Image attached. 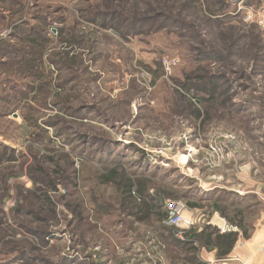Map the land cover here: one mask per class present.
Returning <instances> with one entry per match:
<instances>
[{"label": "rangeland", "instance_id": "obj_1", "mask_svg": "<svg viewBox=\"0 0 264 264\" xmlns=\"http://www.w3.org/2000/svg\"><path fill=\"white\" fill-rule=\"evenodd\" d=\"M117 19L123 34L111 26ZM16 23L23 27L14 35ZM39 29L49 38L40 66L49 96L57 92L50 99L32 91L39 80L21 61L31 56L34 35L27 31ZM0 38L9 45L0 42V51L17 50L0 52V147L23 152L29 162L28 145L38 156L67 153L71 171H80L50 189L54 213L34 193L25 163L0 168V264H25L16 241L33 248L30 264H118L140 252V231L128 229L132 219L118 191L99 181L119 164L153 172L156 185L170 192L193 190L205 204L216 196L207 192L223 190L217 194L226 202L248 207L256 228L234 253L263 263L264 237H253L264 224V0H0ZM30 112L58 127L40 133L23 118ZM21 187L33 194L22 196ZM150 194L160 205L167 199L157 188ZM96 196L110 213H90ZM20 200L21 222L12 219ZM79 201L86 218L74 211ZM185 213L199 227L208 209L186 204ZM216 217L232 226L219 212L208 223L223 226ZM13 244L22 248L11 250Z\"/></svg>", "mask_w": 264, "mask_h": 264}, {"label": "trees", "instance_id": "obj_2", "mask_svg": "<svg viewBox=\"0 0 264 264\" xmlns=\"http://www.w3.org/2000/svg\"><path fill=\"white\" fill-rule=\"evenodd\" d=\"M99 20L100 18L98 17V20L96 21L99 22ZM115 21L116 22H114V24L112 23L111 26L117 29V31L119 30L120 34H123V30L121 33L122 26L120 21L118 19ZM103 25L106 24L103 23ZM14 27L16 28L12 33L15 35V33L20 31L23 26L17 24ZM27 32L28 34L34 35L30 38V41H32L30 50L27 48V52L31 56L29 57V60L26 59V56H23L21 57V61L30 62L31 70L34 72L35 78L39 80L31 87L32 91L37 93V95L38 93L39 95H45V93H47L46 95L49 96V92H47V84L49 83V80H46L48 76V74H46L47 72H45L46 67L44 68V66H40L45 63L43 59V50L48 48L49 38L46 36L43 37L41 29L37 32H35V30ZM6 39L7 38H0V42H5L6 46H9ZM36 47H39L40 50L37 51ZM67 47L73 48L74 44L70 42L67 44ZM7 50L10 53H15V55L17 53V50L14 49V47L13 49H2L0 52L6 54L5 52H7ZM63 61H65V59H63ZM204 91L209 92L206 88H204ZM210 92L212 91L210 90ZM56 93L57 92L55 91L48 97V99L52 96H56ZM5 101L12 102L10 98ZM49 102L58 104L59 100L57 99L53 102L48 101V103ZM211 102H213V100H211ZM194 110L196 116L200 118L203 114L201 113L200 108L195 107ZM13 111L12 108L8 113L14 114ZM30 113L23 114V118L30 127H35L40 133L48 132L47 126L58 127V124L56 122L54 124L51 119H48L42 124V122H39L38 118H35L32 112ZM35 136L39 137V134L36 133ZM49 140L52 141L51 138H49ZM28 152L31 155L30 162L25 160L26 156L23 152H17L16 150L9 149L7 146L0 147V168L7 166L10 163L19 165V167L21 164V167H23L25 163L27 165L25 168L26 174L29 175L31 180H33L37 186L34 189V193H39L38 197L40 202L46 206H50L54 213H56V200L50 191L57 190V186L60 183H71L73 178L76 175H79L80 171H78V173L71 171V168L74 167V161L67 153L44 154L38 156L36 148H33L32 145H28ZM155 180L156 176L153 172H146L143 169L130 171L127 164H119L107 172L99 174V181L103 185H112L118 191L117 201H119L120 205H123V210L127 212L128 216L132 219L128 225V229L132 232L135 231V233L139 230L140 232H138L140 234L137 233V235H141L139 238H141L142 250L134 255L131 254L127 260H122L118 264H208L201 257V252L203 250L214 253L215 258L217 259L226 258L234 251L240 237L250 239L253 236L256 226L253 222L248 220V207H239V205H235L234 203L226 202L222 196H218L217 194L223 190L207 192L206 194L215 193L216 196L215 198H208V202L205 204L203 203L205 200L203 196H201L202 198L199 200H194L196 199L195 197L192 198L195 195L192 194L193 190H190L192 195L179 194L174 190L173 192H170L169 188H165L163 185L157 186ZM40 183L47 188L41 186ZM152 188H157L158 194L163 198L168 199L171 197H179L183 199L190 208L208 209L206 221L202 226H193L190 229L185 230L183 232V238H181L179 236V228L168 222V211L166 209H164V212L161 211L162 205L159 204V201H156V196L153 197V195L150 194ZM19 192L20 194H23L22 196L28 197L30 193L33 194L31 189L26 190L23 189V187L19 189ZM200 193L202 192L200 191ZM92 201L93 206L89 209V211L91 210L90 213L96 212L98 215L110 213L111 210L107 208L106 204L101 203L98 197L94 198ZM18 204V208L13 209L12 219L21 222L19 215L22 212V209L26 207V204H24L22 200H20ZM223 204H226V206H222ZM0 209L2 211H0L1 214L3 213V210L2 208ZM74 211L78 212L79 218H86L89 215V211L85 210V207L80 201L76 203ZM214 212H219L228 220L229 224L238 227L239 230L236 231L232 229L230 231L221 232L218 227L208 223L210 216ZM90 217H92V215H90ZM3 219L4 218H0V220ZM137 224L141 226H138ZM142 225H145V229L147 228L148 231L144 230V232H142ZM45 237L46 235H43L41 240L44 241ZM135 242V240L132 241V243ZM16 243L18 245H23L22 251L25 252V254H22V256L25 255V257L29 259L26 260L25 264H30V260L32 261L33 257V253L31 252L33 248L30 247L26 241L23 243L16 241ZM18 245L13 244L10 249L14 250L22 248ZM25 257L23 259H25ZM98 263L99 261L97 264Z\"/></svg>", "mask_w": 264, "mask_h": 264}, {"label": "built area", "instance_id": "obj_3", "mask_svg": "<svg viewBox=\"0 0 264 264\" xmlns=\"http://www.w3.org/2000/svg\"><path fill=\"white\" fill-rule=\"evenodd\" d=\"M162 205H164L165 209L169 213L168 222L170 224L177 226L180 223H186L187 228H190L193 225L194 223L193 220L189 216H186V213H185L186 204L183 200L166 199ZM232 229L236 231L239 230L238 228L234 226H229V225L224 224L221 227V232L230 231ZM179 236L183 238L182 230L179 231ZM240 242H243V241L240 240ZM261 249H264V243L261 244ZM239 261L241 262L240 264H250L249 262L244 261L241 257H239L236 254H230L226 258L212 260L210 264H239L238 263ZM262 264H264V261Z\"/></svg>", "mask_w": 264, "mask_h": 264}, {"label": "crops", "instance_id": "obj_4", "mask_svg": "<svg viewBox=\"0 0 264 264\" xmlns=\"http://www.w3.org/2000/svg\"><path fill=\"white\" fill-rule=\"evenodd\" d=\"M191 219H192V216L190 215L189 216ZM215 222L216 223H219V224H224V220L221 218V217H216V219H215ZM264 225V224H263ZM263 225H261V226H259V227H257V229H256V231H255V235H254V239H256V240H260L261 238H263L264 237V226ZM221 227L222 226H219V229L221 230ZM241 238L242 237H240L239 238V240H238V242H237V244H236V246L237 245H240V244H242L243 242H240V240H241ZM235 249H236V247H235ZM234 249V251H236ZM234 251L231 253V254H235L234 253ZM250 251V250H249ZM201 257H202V259L204 260V261H206L208 264H210V262L212 261V260H216L217 258H215V256H214V253H212V252H208V251H206V250H203L202 252H201ZM243 259V258H242ZM245 261V260H244ZM239 263V262H238ZM241 263V262H240ZM239 263V264H240ZM251 263V262H250ZM257 264H258V262H256ZM255 264V263H254ZM262 264V263H261Z\"/></svg>", "mask_w": 264, "mask_h": 264}]
</instances>
